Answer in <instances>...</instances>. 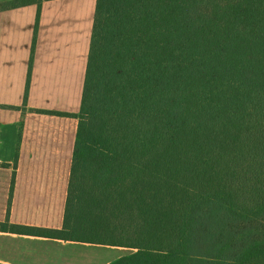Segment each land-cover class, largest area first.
Returning <instances> with one entry per match:
<instances>
[{"label": "trees", "instance_id": "1", "mask_svg": "<svg viewBox=\"0 0 264 264\" xmlns=\"http://www.w3.org/2000/svg\"><path fill=\"white\" fill-rule=\"evenodd\" d=\"M58 115L79 120L64 227L1 232L264 264V0H98L81 111Z\"/></svg>", "mask_w": 264, "mask_h": 264}, {"label": "crops", "instance_id": "2", "mask_svg": "<svg viewBox=\"0 0 264 264\" xmlns=\"http://www.w3.org/2000/svg\"><path fill=\"white\" fill-rule=\"evenodd\" d=\"M97 2L48 1L38 26L37 6L0 11V223L64 227L79 120L58 114L81 111ZM134 253L0 231V264H111Z\"/></svg>", "mask_w": 264, "mask_h": 264}, {"label": "rangeland", "instance_id": "3", "mask_svg": "<svg viewBox=\"0 0 264 264\" xmlns=\"http://www.w3.org/2000/svg\"><path fill=\"white\" fill-rule=\"evenodd\" d=\"M29 1H37V2H39V0H0V10L3 9V11H8V10H14V9H19V8H23V7H28V6H22V5H23V3H28ZM19 6H22V7H19ZM32 6H36V5H32ZM41 10H42V8H41ZM41 10H39V8H38L37 26L39 25V19H40ZM96 12H97V9H96ZM104 17H106V16L104 15ZM34 54H35V48L33 49V55ZM89 58H90V56H89ZM88 64H89V62H88ZM87 71H88V69H87ZM86 75H87V73H86ZM16 162H17V165H18V158H17ZM255 225H259V221L258 220H255ZM256 239H258V238H256ZM248 242H251V241L250 240L249 241L246 240V241H243L242 244H247Z\"/></svg>", "mask_w": 264, "mask_h": 264}]
</instances>
